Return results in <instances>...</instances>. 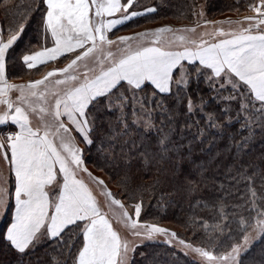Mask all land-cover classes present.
<instances>
[{"label": "snow or ice", "instance_id": "obj_1", "mask_svg": "<svg viewBox=\"0 0 264 264\" xmlns=\"http://www.w3.org/2000/svg\"><path fill=\"white\" fill-rule=\"evenodd\" d=\"M136 2L40 0L37 11L41 12L42 29L50 33L53 46L23 55V63L27 69H34L67 58L68 54L74 58L27 86L10 84L5 76L14 46L31 17L26 16L10 36L0 34V127L17 128L0 134V158L10 166L14 178L6 189L15 203L5 239L22 258L41 240L63 242L65 230L74 226L79 230L80 246L73 254L72 245H68L65 264H132V254L140 245L128 236L143 242L163 235L168 237L164 242L169 246L175 247L178 242L207 264H244L242 257L264 237V206L257 207L253 201L249 217L241 216L237 222L230 250L214 256L204 247L179 239L168 228L156 223L138 224L143 202L137 198L148 190L163 193L166 189L169 196H191L199 186L184 166L197 145L203 144L199 151L207 153L227 139L223 151L235 149L239 154L247 149L257 131L264 133V0H260L261 7L254 9L260 18L246 17L247 27L239 30L216 28L213 36L197 34L199 25L184 29L191 35L188 39L181 37L183 43L179 46L183 50L166 49L161 44V34L173 31L168 26L134 37L121 36L117 41L108 38V33L118 26L157 11L156 7L132 10ZM116 14L120 18H109ZM150 35L156 39L147 46L139 40ZM132 40L137 41L135 48L129 44L115 52L110 50L117 42ZM105 46L109 49L106 55ZM189 66H195L194 74L188 71ZM57 73L64 79L56 83L66 88L52 93L54 108L33 127L30 113L22 105H28V96L37 95L34 89ZM190 77H203L211 97L220 105L219 111L206 110L207 101L202 95L193 99L187 92ZM173 85L177 86L175 92ZM13 92L19 93L15 99L10 95ZM181 92L180 102L186 101L183 119L174 106L168 107L160 98V94ZM235 101L239 104L234 110ZM98 109L109 115L101 121L106 130L94 137L100 126ZM237 119L240 124L233 131L228 125ZM81 140L88 149L97 147V158L103 159L101 171L107 180L89 170L85 149L78 146ZM220 154L218 151L212 155L208 165H197L200 173L206 172ZM113 180L118 193L108 187ZM4 194L0 193V202ZM119 195L128 203L117 198ZM153 198L159 202L162 197ZM128 207L134 208V218ZM105 208L118 211V215L106 214ZM253 211L255 217L251 216ZM188 222L195 224L191 217ZM228 235L231 238L232 233ZM49 264L56 261L50 257ZM251 264H264V249L259 259L251 258Z\"/></svg>", "mask_w": 264, "mask_h": 264}, {"label": "trees", "instance_id": "obj_2", "mask_svg": "<svg viewBox=\"0 0 264 264\" xmlns=\"http://www.w3.org/2000/svg\"><path fill=\"white\" fill-rule=\"evenodd\" d=\"M197 1L137 0L134 4L136 8L153 6L157 8V11L118 26L114 29L115 33L130 29L131 25L138 26L147 22L156 21L163 24L174 23L175 25L194 23L193 14ZM255 1L205 0L206 12L207 14H217V12L229 8L242 11V9L254 5ZM123 2H126V0H122ZM38 5H40V0H0L1 33L8 34L9 31L14 33V30L25 22L24 18L26 16L31 17L21 40L17 42L11 53L12 59L8 62L6 71L8 77L32 78V75H38L48 67V64H45L40 65L38 68L27 69L22 59L23 55L30 53L32 50L53 43L50 33L45 34V30L42 29L41 12L37 11ZM69 58L68 54L67 58L61 57L55 63L67 62ZM188 70L194 74L195 66H189ZM190 80L187 92L193 99H196L197 94H200L207 101L206 110L219 111L220 105H217L216 100L211 97L210 90L205 85L203 77H190ZM176 88H173L174 92ZM120 91L123 93V89ZM141 95L144 94L141 93ZM182 95V92L179 95L160 94V98L166 100L168 107L174 106L183 119L186 111V101L180 102ZM145 98L148 99V97ZM197 103H199V100H197ZM232 104L235 110L239 101L232 102ZM97 111L101 113L97 119V124L100 126L93 133L94 137H99L102 131L106 130L101 121L109 115L103 109ZM239 124L240 120L237 119L228 127L235 131ZM79 143H81V148L85 149L87 163L95 172L99 171L107 180L108 176L104 171H101L103 159L97 158V147L94 146L88 149L82 140ZM226 144L227 139L219 145H213L207 153L199 151L203 144L196 146L192 159L184 166L185 172L190 170V178L199 186V190L193 192L191 196H169L167 189L163 193L155 190L143 192L142 196L137 198L138 201L142 199L143 202L140 220L147 223L168 224L187 242L192 243L194 246L204 247L212 253H223L228 249V245L236 238L237 222L241 216L249 217L253 201L256 202L257 207L264 206V133L257 131L255 138L249 141L247 149L239 154L236 153L235 149L232 152L223 151ZM218 151L221 154L208 166V170L201 174L197 165L202 163L208 165L209 158ZM237 155L239 159H236ZM97 164L100 167H97ZM148 179L145 178V180ZM109 185L108 187L113 192H119L115 180ZM253 193H255V196H253ZM154 195L162 197L159 202L153 198ZM117 198L126 201L122 195ZM169 200L172 202L169 203ZM132 203H135V201ZM251 216L255 217L256 213L251 212ZM189 217L195 221L194 225L188 222ZM8 220L9 215L6 213L0 224V264H21L22 261H30L31 264H37V262L39 264H49L50 257L56 261V264H65V259L68 258V245H72L73 254H75V249L80 246L79 230L74 226H70L63 233V242L41 240L33 251L21 258L5 239L4 230ZM225 224L228 225L227 228H223ZM222 228L223 231H221ZM230 232L232 233L231 238L228 235ZM139 245L133 255L132 264H194V261H196L164 241L152 239L143 241ZM261 249H264V237L259 239L252 246L251 251L242 257L244 264H251V258L253 257L259 259ZM141 253H144V255L141 256ZM197 264L201 263L197 262Z\"/></svg>", "mask_w": 264, "mask_h": 264}, {"label": "rangeland", "instance_id": "obj_3", "mask_svg": "<svg viewBox=\"0 0 264 264\" xmlns=\"http://www.w3.org/2000/svg\"><path fill=\"white\" fill-rule=\"evenodd\" d=\"M148 7H153V6H145L142 8H136V6L134 5L132 10L135 11H141L142 9L148 8ZM195 11L194 13H198L201 15H194L193 14V20L194 23H186V24H182L180 23V25H175L174 23H158V22H147V23H142L138 26L135 25H131L130 29H127L125 31H120V32H116L115 30H113L112 32L108 33V38L113 40V41H117L118 37L124 36V37H134L136 36V34L138 33H143V32H151V30H155L161 27H171L173 29L172 32H167L164 34H161L160 37V42L161 44L166 48H170L171 50H183L182 47H180L179 45H182L183 41H181V37H185V39H188L189 36L191 35L190 33L184 31V29L187 28H193V27H197V25H199L198 29H197V34H199L200 32H206V33H210L213 36L215 35V29L216 28H222L224 31H233V30H239L242 26L243 27H247L248 25V21L245 20L246 17H256L257 19H259L260 17L258 16V13L254 10L256 7H261L260 5V0H256L254 5H251L249 7H246L245 9L241 10H236V9H226V10H222L220 12H217V14H207L206 12V4H205V0H198L196 5H195ZM263 8V7H261ZM140 9V10H138ZM109 18H120V14H116V16L114 17H109ZM0 20H1V16H0ZM205 21H212L215 22L214 24H205ZM253 23H255V21H253ZM188 24V25H187ZM261 27H264V25H262ZM10 33H1V28H0V34H2L5 38L10 36L11 34H13V32L9 31ZM113 33V34H112ZM210 37L206 36L205 39H209ZM156 39L155 36L150 35L147 38L144 37H140L139 40L143 43H145V45L147 46L148 44H150V42L152 40ZM53 44V43H52ZM131 45V47L135 48L137 45V41L136 40H132L129 42H125V43H119L117 42V44H114L111 46L112 51H117L118 48H126L128 45ZM108 46H105V55L108 51ZM69 60L68 62L74 58L73 55L69 54ZM67 65V64H66ZM189 71V70H188ZM179 75V74H177ZM177 87L175 85H173V88ZM80 142V141H79ZM78 146L81 148V143H78ZM87 166L89 168L90 171H92L94 173V175L105 178L102 174H100V172H95L92 167L87 163ZM110 186V185H109ZM124 203H128L127 201H122ZM117 210H118V206H114ZM106 214L109 215H113L116 216L118 215V211H111L107 208L104 209ZM127 211L130 213V215L133 216L134 218V208L133 207H128ZM2 211H0L1 214ZM1 218V216H0ZM145 222L143 221H138V224H144ZM160 227H165L170 229L171 231H175V229L171 228V226L169 227L168 224H157ZM141 232L143 234V228H141ZM177 233V232H176ZM123 234V233H122ZM177 236L179 239H183L182 237H180L177 233ZM129 240H134L136 244L139 245V243L141 242V239H137V238H133L131 236H128ZM166 239H168V237H165L163 235H157L155 240L156 241H165ZM149 239H143V241H146ZM184 240V239H183ZM186 243H188L185 240ZM194 246V245H193ZM176 250H180L182 253H184L187 257L189 258H193L194 260H196L197 262L201 263V264H207L206 261H201L198 254L191 252L188 249H185L183 245H180L178 242L176 243V246L174 247ZM205 250L210 251L208 249L205 248ZM230 250V249H228ZM214 256L220 255L222 253H212ZM134 254H132V258Z\"/></svg>", "mask_w": 264, "mask_h": 264}, {"label": "crops", "instance_id": "obj_4", "mask_svg": "<svg viewBox=\"0 0 264 264\" xmlns=\"http://www.w3.org/2000/svg\"><path fill=\"white\" fill-rule=\"evenodd\" d=\"M52 46L53 44H50L49 46H46V47H52ZM42 49L43 48L32 50L30 53H27V55H30L32 54V52L39 51ZM68 63L69 62L67 61V62L58 64V63H55V61H50L46 63L48 64V67L44 72L38 75H32V78L31 77L30 78L29 77L11 78V77H8L7 74L5 78L8 80L10 84L27 86L28 84L36 80H42L49 71H53L57 68H63ZM58 79L63 80L64 76L60 73H57L55 76L49 77L43 84L37 86L36 89H34L37 93L35 97H32L30 95L28 96L29 104L22 105L26 108V110L29 111L30 113L29 119L33 127L38 126L40 123L41 117L47 116L48 110L54 108V98L52 96V93L60 92L62 89L66 88V85L56 83ZM25 93L26 94L28 93L27 88H25ZM41 93H43V95H41ZM10 95L12 96L13 99H15V97L19 95V93L13 92ZM2 107L3 106L0 105V108ZM42 108L45 110L43 113L40 111ZM16 130L17 128L15 126L7 127V128L0 127V134L7 133L9 131H16ZM13 183H14V178L12 177V174L10 173V166L7 163H5L2 158H0V193H5L4 201L0 202V211H2L0 214L1 216L0 224L4 220L6 213L7 215H9V220L5 226L4 235L6 234V230L8 226L10 225L12 216L14 214V203H15L14 198L9 199V196L6 193V189H8Z\"/></svg>", "mask_w": 264, "mask_h": 264}, {"label": "built area", "instance_id": "obj_5", "mask_svg": "<svg viewBox=\"0 0 264 264\" xmlns=\"http://www.w3.org/2000/svg\"><path fill=\"white\" fill-rule=\"evenodd\" d=\"M261 11H264V7L263 8H261ZM10 132V131H9Z\"/></svg>", "mask_w": 264, "mask_h": 264}]
</instances>
